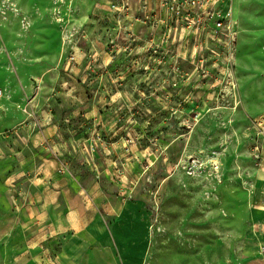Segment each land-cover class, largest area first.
<instances>
[{"label": "rangeland", "instance_id": "obj_1", "mask_svg": "<svg viewBox=\"0 0 264 264\" xmlns=\"http://www.w3.org/2000/svg\"><path fill=\"white\" fill-rule=\"evenodd\" d=\"M129 2L119 16L117 0H0V264H51L64 242L82 264H250L264 3L234 0L227 49ZM48 127L34 151L82 198L63 234L49 230L54 179L27 150Z\"/></svg>", "mask_w": 264, "mask_h": 264}, {"label": "crops", "instance_id": "obj_2", "mask_svg": "<svg viewBox=\"0 0 264 264\" xmlns=\"http://www.w3.org/2000/svg\"><path fill=\"white\" fill-rule=\"evenodd\" d=\"M256 2L264 3V0H255ZM47 133H49L47 135ZM53 130L50 128H46L40 134V139L37 135H30L28 138L29 146L27 145V150L30 151L31 154L35 153L38 156V153L34 151V149L40 150V146L43 141L51 136ZM33 142V143H32ZM32 143V144H30ZM22 149V147H21ZM32 150V151H31ZM15 155H18L17 151H15ZM27 153V151H25ZM27 154L24 151H21V156L24 158ZM39 157L40 168L43 172L44 168L50 173L44 175L45 178L50 179L52 176L54 179L53 183H50L48 186V191H46V199L48 200V207L50 206L49 213L62 215L59 218H54L53 223L49 226V230L55 234H63L66 231L64 216H65V207L67 206L68 198L73 195L76 197L75 201H82V198L79 194H77L76 190L73 187V182L71 179L65 177L61 171L57 169V162L52 158H45L41 155ZM8 159V158H7ZM29 161V160H26ZM24 164L27 162H23ZM51 178V179H52ZM254 182L256 185L255 194L259 196V200L253 203L251 208V221L255 224V229L250 230L247 234L243 247L241 248L240 255L242 259L248 260L250 264H264V144L261 146V150L259 153V161L254 173ZM41 190V189H40ZM75 209L76 206H74ZM53 212H52V211ZM64 210V211H63ZM62 211V212H61ZM59 212V213H58ZM76 247L69 248V244L64 242L60 249L54 253L53 257L50 258L51 264H82L81 258H73V256H68L70 250H74V248L79 249L80 243L76 242ZM116 244V242H114ZM101 249L109 256V258L114 257L112 253L111 247L103 246ZM93 261L91 264H102V259L100 257H93ZM113 259V258H112ZM110 264H116L114 261H111ZM129 264V263H126Z\"/></svg>", "mask_w": 264, "mask_h": 264}, {"label": "built area", "instance_id": "obj_3", "mask_svg": "<svg viewBox=\"0 0 264 264\" xmlns=\"http://www.w3.org/2000/svg\"><path fill=\"white\" fill-rule=\"evenodd\" d=\"M129 1L117 0L113 7L119 16L128 9ZM155 3L163 9L166 18L178 24L185 38H197L198 30L207 31L211 40L223 41L225 48H231L236 26L234 0H155ZM258 124L264 127V116Z\"/></svg>", "mask_w": 264, "mask_h": 264}]
</instances>
